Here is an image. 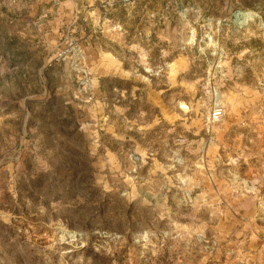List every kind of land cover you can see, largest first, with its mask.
Returning <instances> with one entry per match:
<instances>
[{
	"label": "rangeland",
	"instance_id": "374dc122",
	"mask_svg": "<svg viewBox=\"0 0 264 264\" xmlns=\"http://www.w3.org/2000/svg\"><path fill=\"white\" fill-rule=\"evenodd\" d=\"M0 264H264V0H0Z\"/></svg>",
	"mask_w": 264,
	"mask_h": 264
},
{
	"label": "built area",
	"instance_id": "2783aa9c",
	"mask_svg": "<svg viewBox=\"0 0 264 264\" xmlns=\"http://www.w3.org/2000/svg\"><path fill=\"white\" fill-rule=\"evenodd\" d=\"M224 116V111L222 108H216L214 109L213 113H212V120L213 122L219 121L223 118Z\"/></svg>",
	"mask_w": 264,
	"mask_h": 264
}]
</instances>
